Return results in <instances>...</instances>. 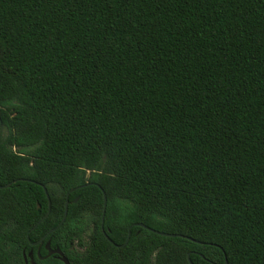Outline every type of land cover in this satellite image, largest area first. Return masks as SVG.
<instances>
[{
	"label": "trees",
	"instance_id": "trees-1",
	"mask_svg": "<svg viewBox=\"0 0 264 264\" xmlns=\"http://www.w3.org/2000/svg\"><path fill=\"white\" fill-rule=\"evenodd\" d=\"M1 122L0 264H264V0H0Z\"/></svg>",
	"mask_w": 264,
	"mask_h": 264
},
{
	"label": "water",
	"instance_id": "water-1",
	"mask_svg": "<svg viewBox=\"0 0 264 264\" xmlns=\"http://www.w3.org/2000/svg\"><path fill=\"white\" fill-rule=\"evenodd\" d=\"M2 124V122L0 123V125ZM23 180H29V179H24V178H21ZM11 185V183H8L6 185H0V188H6V187H9ZM84 186V185H83ZM83 186H79L78 188H81ZM45 188V191L47 193V196L49 198V194H48V191L46 189V187L44 186ZM106 206H107V195L106 193L104 192V210H103V222H104V218H105V213H106ZM68 207H69V200L66 201V209H65V213H64V216L61 220V222L58 224V226L56 228H52L51 230H49V232H47V234H45L42 238H40L38 241H35L33 242L34 245H42L44 243V240L46 239V237L52 233L54 230H56L57 228H59L63 223L64 221L66 220L67 218V215H68ZM51 212V200L49 198V210L48 212L45 214V216H43V218H41V220L33 227V229H35L43 220H45V218L50 214ZM136 225H141L143 227H146L147 229L153 231V232H156L160 235H164V236H171V237H175V236H182V237H188V236H185V235H182V234H176V233H168V232H163V231H160V230H156V229H153L151 227H148L146 225H144L143 223H137ZM130 235H131V231H129V236H128V239L127 241L129 240L130 238ZM46 247L48 249V254L44 257H41V258H46L52 254H59L60 258L65 262V264H71L69 259L67 258V256L64 254V252L61 250V248H51L50 246V242H48L46 244ZM189 257H190V254H189ZM191 262V261H190ZM227 263V261H226ZM191 264H193L191 262Z\"/></svg>",
	"mask_w": 264,
	"mask_h": 264
},
{
	"label": "flooded vegetation",
	"instance_id": "flooded-vegetation-1",
	"mask_svg": "<svg viewBox=\"0 0 264 264\" xmlns=\"http://www.w3.org/2000/svg\"><path fill=\"white\" fill-rule=\"evenodd\" d=\"M32 262H33V260H32Z\"/></svg>",
	"mask_w": 264,
	"mask_h": 264
}]
</instances>
